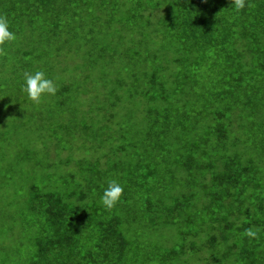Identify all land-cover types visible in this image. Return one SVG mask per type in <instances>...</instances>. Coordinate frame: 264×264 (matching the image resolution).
I'll use <instances>...</instances> for the list:
<instances>
[{
	"label": "trees",
	"instance_id": "obj_1",
	"mask_svg": "<svg viewBox=\"0 0 264 264\" xmlns=\"http://www.w3.org/2000/svg\"><path fill=\"white\" fill-rule=\"evenodd\" d=\"M231 3L0 0L16 36L0 49L23 74L54 80L53 69L78 61L60 70L63 106L74 81L78 94L90 92L80 88L88 69L117 67L99 108L113 139L109 129L79 132L76 143L50 131L67 154L61 165L75 161L81 176L75 188L30 185L38 228L25 264H264V0L239 11ZM45 44L47 55L34 50ZM111 180L124 192L109 209L99 200ZM167 228L176 240L155 243L153 233Z\"/></svg>",
	"mask_w": 264,
	"mask_h": 264
},
{
	"label": "rangeland",
	"instance_id": "obj_2",
	"mask_svg": "<svg viewBox=\"0 0 264 264\" xmlns=\"http://www.w3.org/2000/svg\"><path fill=\"white\" fill-rule=\"evenodd\" d=\"M32 43L27 41L23 47H31ZM70 47L73 46H67L66 50ZM40 48L35 47L34 50L37 53L48 54L47 44L42 49ZM53 50L50 48L49 52ZM18 62L16 56L10 51L3 52L0 49V264H25L34 248L33 240L37 235L38 227L36 217L29 212L27 206L30 185L35 184L38 189L42 190H57L60 187L75 188L74 182L81 176L79 167L72 164L75 161L68 165H61L67 154L56 152L57 148L52 141L55 135L50 138V131L53 128L58 129L63 139L70 143L74 141L76 143L77 134L83 131L113 130L110 135H108L109 132L105 134L109 140L116 135L114 133L116 129L105 120L107 113L99 108L105 101L102 88L114 78V75L108 74L115 71L117 67L103 63L98 69H88L87 82L89 83L82 84L80 88L88 89L90 92L80 95L76 88L77 82L74 81L73 84L70 82L69 90L64 96L63 106L57 101L60 97L58 94L45 95L39 102H35L28 99L26 92L23 94L18 91L16 85L22 81L24 84V76H21L23 72L20 71ZM66 62L59 65V70L53 69L50 72V77H56L53 81L57 89L61 87V83L66 81L67 73L72 72V67L78 61L74 60L71 63L67 59ZM64 67L70 70L65 73L66 75L60 71ZM76 75L75 72L74 76ZM17 95L21 97L22 103L26 101L24 105L15 104ZM137 109L135 107V114L131 119L134 124L140 121L142 115ZM125 115V112H121L117 120H121L120 118H124ZM90 139L94 140L92 136ZM110 152L109 148L106 153ZM73 156L77 158L74 150ZM118 157L121 161L124 160L122 154ZM99 168L103 170L102 166ZM72 174L76 175L74 180L71 178ZM85 175L89 177L91 174L87 172ZM75 191L80 193L86 191V188L79 186ZM176 234L177 231L174 228H167L153 233L151 238L155 243L159 242L166 246L176 240L173 239ZM143 240L145 241L146 238L143 237ZM218 259L221 258L218 257ZM191 262L190 264H197L194 260Z\"/></svg>",
	"mask_w": 264,
	"mask_h": 264
},
{
	"label": "clouds",
	"instance_id": "obj_3",
	"mask_svg": "<svg viewBox=\"0 0 264 264\" xmlns=\"http://www.w3.org/2000/svg\"><path fill=\"white\" fill-rule=\"evenodd\" d=\"M234 8L239 11L245 7V0H232L231 3ZM16 39L15 33L10 31L7 20L0 17V46H3L8 41H14ZM23 91L26 92L28 99L39 102L45 95H55L57 92V86L53 79L48 78L44 71L25 72ZM124 192V187L111 180L108 182L107 187L103 189V195L101 196V203L106 208L114 207L121 199ZM250 236H254V232L248 233Z\"/></svg>",
	"mask_w": 264,
	"mask_h": 264
}]
</instances>
